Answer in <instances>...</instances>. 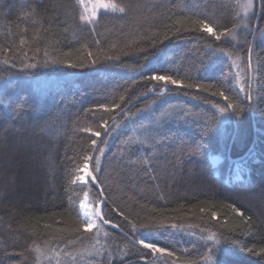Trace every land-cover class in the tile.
<instances>
[{
    "label": "trees",
    "instance_id": "obj_1",
    "mask_svg": "<svg viewBox=\"0 0 264 264\" xmlns=\"http://www.w3.org/2000/svg\"><path fill=\"white\" fill-rule=\"evenodd\" d=\"M108 1L125 12L88 24L78 0H0V264H46L95 246V264H264V0ZM197 19L237 30L217 41ZM54 77L61 87L35 83ZM229 104L239 115L221 116ZM91 139L103 150L89 162L97 183H82ZM253 149L247 180L231 181L232 162ZM210 154L223 157L218 167ZM23 156L27 171L13 170ZM86 193L121 231L81 227ZM146 237L167 251L145 249L137 241Z\"/></svg>",
    "mask_w": 264,
    "mask_h": 264
},
{
    "label": "snow or ice",
    "instance_id": "obj_2",
    "mask_svg": "<svg viewBox=\"0 0 264 264\" xmlns=\"http://www.w3.org/2000/svg\"><path fill=\"white\" fill-rule=\"evenodd\" d=\"M78 2L80 4H84V0H78ZM251 6H252V4H251V0H250L249 4L246 7H251ZM95 8L110 9L113 12H117L118 11L120 13H124L125 12V7L124 6H120V5H117L115 3H111V4L105 3L104 0H96ZM96 14H97L96 11L93 10L90 15H82L80 17V19L85 21L88 24H92L93 23V18L96 16ZM193 23L198 25L201 31L207 32L210 35L214 36L215 40H217V41L221 40L222 37H228V36L234 35L236 30H237V25L236 24H233L232 27H222L221 30L217 31V30H214L212 25L209 22H207L206 20L197 19V20L193 21ZM189 30H194V29H189ZM24 31H27V29H24ZM20 43L24 44L25 40L22 38L20 40ZM37 51H39V49H37ZM89 55H91V53H89ZM105 58L106 59H112V57H110V56H106ZM93 62H95V61H93ZM5 63H8V61L5 60ZM249 64H251V52L250 51H249ZM13 66H15V65H13ZM35 66L36 65H34V64L27 65V67H29V68L35 67ZM72 67H77V65L73 64ZM148 79L155 80V81H163L165 85L171 84V85H182L185 88H193V87L204 88L203 85H193V84H190V83L185 84L183 81L175 79L171 75H167V76L166 75H152V76L148 77ZM204 90H207V89L204 88ZM218 95L222 96L225 100H229V97L223 91H220L218 93ZM119 106H120L119 104L115 105V107H117V108ZM101 107L107 108L106 105H101ZM229 107H233V106L231 104H229V106L222 107V108L219 109V113L221 114V116H224V115H239V109L238 108L235 110V112H229ZM105 128H107V122H105ZM83 130L85 132H92L91 128H85ZM92 135L95 136V137H99L101 135V133L99 131H96V132H92ZM96 144H97V140L96 139H91V145L93 146L92 151H100L101 154H102L103 150L102 149H96L95 148ZM92 159H93V157H92L91 154L84 155L83 163H82L81 167L78 168V172H80L81 174L77 175L75 177V180H77V181H85L86 182V178L87 177H91L92 180L96 179V176L93 175V173L91 171H89V162L92 161ZM97 163H98V161H97ZM240 171H241V169L238 167L237 168V173H238L237 178H240L239 177V172ZM85 198H87V197H85ZM101 203H103V201H101ZM81 207L82 208L86 207V205L81 204ZM232 209H233L234 212H237L239 214V216L244 217V213L242 211H240L239 209L235 208L234 205L232 206ZM203 210L204 209H201V211H203ZM84 215H85L86 218L81 221V227L86 232H90L94 228H97V219L100 220L101 225H107V224L111 223L109 220H105L103 218V216L100 215L99 209H97L93 213H85ZM215 217H216V213L213 212L212 213V218H215ZM247 219L250 220V217L247 218ZM113 227H117V226L113 225ZM143 227H144V230L149 233V235H151L154 231L159 230L158 228H152V227H149L147 225H144ZM171 227H177V226L176 225H171ZM76 231L78 232L79 229H76ZM146 239H147V237L145 239H140L137 242L139 244L143 245V247L145 249H150L152 253H161V254H163V253H165L167 251L165 248L158 247V245L155 242H146ZM208 239H210V240L215 239V235L214 234L210 235L208 237ZM72 242H73L72 240H67L66 243H65V246L67 247V245L72 243ZM219 243H220L219 240H216V244L219 245ZM36 251H39V249H36ZM249 251H252V249H249ZM69 255H71V253H69ZM167 255L169 257H171V256L174 255V253L173 252H167ZM73 259H74V257H73ZM205 259H207V257H205ZM213 264H216V262L214 261Z\"/></svg>",
    "mask_w": 264,
    "mask_h": 264
},
{
    "label": "rangeland",
    "instance_id": "obj_3",
    "mask_svg": "<svg viewBox=\"0 0 264 264\" xmlns=\"http://www.w3.org/2000/svg\"><path fill=\"white\" fill-rule=\"evenodd\" d=\"M104 2L105 3H109V4L113 3V2L108 1V0H104ZM95 4H96V0H84V4H82L83 9H84V15H90L93 10L96 11L97 14L93 18V23L96 21V19L98 18V15L101 12H113L110 9L95 8ZM54 78H42V79L36 78L35 83L40 86L42 91H44L45 89H49L51 87H61L62 86V82L61 81H64L65 78H55V79ZM59 79H61V80H59ZM101 139H102V137H101ZM253 154L255 155V150L254 149L249 154H247L246 156H244V157H242L240 159H236V160H234L232 162V164H231L232 166L231 167H232L233 171L231 172V170H230V173H229L231 175L229 177L231 179V181H246L247 180V178L243 174V171H244V169H246V170L249 169L248 164L252 163L251 159H252V157H254ZM23 158H24V156L22 158H19L16 161V163H15L16 165L13 164V167H12L13 170H16L17 167L20 168V166H22V168L23 169L25 168V170L27 171L28 167L26 166V162H23V160H24ZM25 158L27 160H29L31 167L36 168V166H34L33 163H32V160H35V156H27ZM209 159H210V162L212 163V165L214 167H218V165L223 161V157L221 155H219V154H210L209 155ZM181 165H182V163H180V166H178V168H177V173H179V174H181V172L183 173L184 168H185V166H181ZM89 166L91 168V165H89ZM238 167L241 169V171L239 172V177L240 178H237V176H238L237 168ZM22 168H21V170H22ZM173 170H175V169H173ZM187 170H189V169H187ZM38 171H40V170H38ZM22 174L24 176H26L24 173H22ZM80 174L81 173H79V175ZM125 175H126V177L130 176V175H127L126 172H125ZM39 176H40V174L37 175V173H36V175L33 176V178L34 177H35V179L36 178H40ZM117 177L119 178V176H117ZM90 178L91 177H87L86 178V182L85 181H80V182L87 183ZM119 179L122 180L121 178H119ZM129 185H130V183H129ZM31 194L32 193L28 194V192H27L25 194V196L26 195H31ZM85 197H87V198H85ZM81 204L86 205V207L82 208ZM101 206H102V204L98 205V203H97V205H95L92 202L91 197H90V195L88 193L84 194V196L82 197L81 201L79 202V211H80L82 219L86 218V217H84L83 212H85V213H93L97 209H99V213H100V215H102V209H101L102 207ZM94 229H98V230H102L103 229V226L101 225L99 219H97V228H94ZM140 239L141 238H139V240ZM146 242H150V241H146ZM99 249H100L99 246H95L94 248H89L86 251H83V253H81L80 256H75L74 257V255H70V256H68V257L66 256L65 258L60 259V260L59 259H54V260L50 259L51 261H47L46 264H81V261H78V260L83 259L86 255H87V257H85V259H83L84 262H82V264H95V261H96L95 258L96 257H101L103 255V254L101 255L102 251H100ZM155 254L158 256L159 253H155ZM109 255L112 256L110 251H109ZM81 256H83V257H81ZM73 257H74V259H73ZM153 264H155V263H153ZM211 264H213V263H211Z\"/></svg>",
    "mask_w": 264,
    "mask_h": 264
},
{
    "label": "water",
    "instance_id": "obj_4",
    "mask_svg": "<svg viewBox=\"0 0 264 264\" xmlns=\"http://www.w3.org/2000/svg\"><path fill=\"white\" fill-rule=\"evenodd\" d=\"M260 13H261V2H260V11H259V15H258V18H257V21H256V25H255V30H254V37H253V42H254V39H255V36H256V33H257V31H258V26H259V16H260ZM139 99H137L136 101H138ZM136 101H134V102H136ZM133 102V103H134ZM133 103H131V104H129L127 107H125V109H123L122 110V112L119 114V116L123 113V112H125ZM118 116V117H119ZM117 117V118H118ZM103 138V137H102ZM98 146H99V143H97V145H96V149L98 148ZM95 154H96V151H94L93 152V155H92V157H93V159H94V157H95ZM93 159H92V161H93ZM91 161V162H92ZM89 165H91V164H89ZM89 171H91V168H90V166H89ZM96 183H97V181H96V179L94 180ZM102 204V203H101ZM102 207V206H101ZM107 225H109V226H111V227H113V225H115V224H112V223H109V224H107ZM117 226V225H116ZM113 228H116L117 230H120L121 231V229L117 226V227H113ZM124 234L126 235V236H128L129 237V235L127 234V233H125L124 232ZM131 238V237H130Z\"/></svg>",
    "mask_w": 264,
    "mask_h": 264
},
{
    "label": "bare ground",
    "instance_id": "obj_5",
    "mask_svg": "<svg viewBox=\"0 0 264 264\" xmlns=\"http://www.w3.org/2000/svg\"><path fill=\"white\" fill-rule=\"evenodd\" d=\"M83 214H85V212H83ZM84 217H85V215H84Z\"/></svg>",
    "mask_w": 264,
    "mask_h": 264
}]
</instances>
